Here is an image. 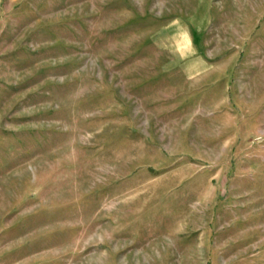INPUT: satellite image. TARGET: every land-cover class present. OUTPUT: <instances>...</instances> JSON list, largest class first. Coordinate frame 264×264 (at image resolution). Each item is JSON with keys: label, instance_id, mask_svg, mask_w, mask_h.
I'll return each instance as SVG.
<instances>
[{"label": "rangeland", "instance_id": "1", "mask_svg": "<svg viewBox=\"0 0 264 264\" xmlns=\"http://www.w3.org/2000/svg\"><path fill=\"white\" fill-rule=\"evenodd\" d=\"M0 264H264V0H0Z\"/></svg>", "mask_w": 264, "mask_h": 264}]
</instances>
